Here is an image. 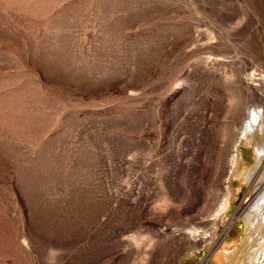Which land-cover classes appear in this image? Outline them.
<instances>
[{
  "label": "rangeland",
  "instance_id": "374dc122",
  "mask_svg": "<svg viewBox=\"0 0 264 264\" xmlns=\"http://www.w3.org/2000/svg\"><path fill=\"white\" fill-rule=\"evenodd\" d=\"M259 98L264 0H0V264H227Z\"/></svg>",
  "mask_w": 264,
  "mask_h": 264
},
{
  "label": "bare ground",
  "instance_id": "6f19581e",
  "mask_svg": "<svg viewBox=\"0 0 264 264\" xmlns=\"http://www.w3.org/2000/svg\"><path fill=\"white\" fill-rule=\"evenodd\" d=\"M259 100L264 106V99ZM261 107L248 108L240 131L239 143L251 145L252 141H257V145L254 149V164L244 176L245 180L250 181V190L244 196L243 208L235 214L242 217L243 234L237 247L222 250L227 264H264V109ZM243 160L240 146L237 145L232 160L233 172ZM230 200L223 206L222 213ZM234 220L235 217L229 224H234ZM202 261L199 264H203L206 259Z\"/></svg>",
  "mask_w": 264,
  "mask_h": 264
},
{
  "label": "water",
  "instance_id": "95a60500",
  "mask_svg": "<svg viewBox=\"0 0 264 264\" xmlns=\"http://www.w3.org/2000/svg\"><path fill=\"white\" fill-rule=\"evenodd\" d=\"M197 264H199V263H197Z\"/></svg>",
  "mask_w": 264,
  "mask_h": 264
}]
</instances>
